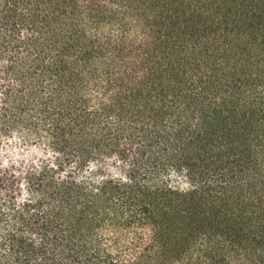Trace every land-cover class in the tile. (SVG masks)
<instances>
[{
  "label": "trees",
  "instance_id": "obj_1",
  "mask_svg": "<svg viewBox=\"0 0 264 264\" xmlns=\"http://www.w3.org/2000/svg\"><path fill=\"white\" fill-rule=\"evenodd\" d=\"M0 264H264V0H0Z\"/></svg>",
  "mask_w": 264,
  "mask_h": 264
}]
</instances>
